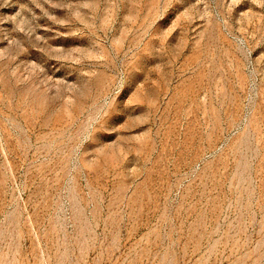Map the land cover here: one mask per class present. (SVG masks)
I'll return each instance as SVG.
<instances>
[{"label":"rangeland","instance_id":"obj_1","mask_svg":"<svg viewBox=\"0 0 264 264\" xmlns=\"http://www.w3.org/2000/svg\"><path fill=\"white\" fill-rule=\"evenodd\" d=\"M0 264H264V0H0Z\"/></svg>","mask_w":264,"mask_h":264}]
</instances>
